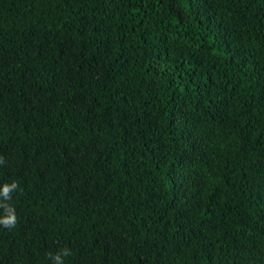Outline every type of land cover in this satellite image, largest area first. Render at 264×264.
Masks as SVG:
<instances>
[{"label": "trees", "instance_id": "obj_1", "mask_svg": "<svg viewBox=\"0 0 264 264\" xmlns=\"http://www.w3.org/2000/svg\"><path fill=\"white\" fill-rule=\"evenodd\" d=\"M0 157V264H264V0H0Z\"/></svg>", "mask_w": 264, "mask_h": 264}, {"label": "clouds", "instance_id": "obj_2", "mask_svg": "<svg viewBox=\"0 0 264 264\" xmlns=\"http://www.w3.org/2000/svg\"><path fill=\"white\" fill-rule=\"evenodd\" d=\"M4 160L0 157V164H3ZM19 185L13 181L11 183H4L0 186V210H2V215H0V226L5 229H13L17 224L16 210L12 207L8 201L12 199V193L17 191ZM71 255L70 249H61L56 254H49L50 259H52L53 264H64V258Z\"/></svg>", "mask_w": 264, "mask_h": 264}]
</instances>
